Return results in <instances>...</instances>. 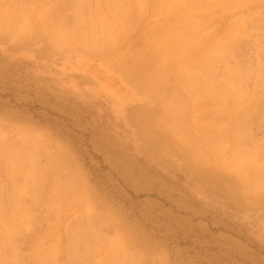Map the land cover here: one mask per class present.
Segmentation results:
<instances>
[{"label":"rangeland","instance_id":"rangeland-1","mask_svg":"<svg viewBox=\"0 0 264 264\" xmlns=\"http://www.w3.org/2000/svg\"><path fill=\"white\" fill-rule=\"evenodd\" d=\"M22 1L0 0V2H2L0 7L2 13L4 14L3 10L6 11L5 14L11 13L12 19L16 16L13 21H18L17 28L21 29L25 27L26 29L24 30H27L24 32V34H27L24 38L23 33H21V31L23 32L24 30L21 29L20 31L23 36H21L20 33L18 34L19 30H17V28L10 30L14 26L12 27V23L10 24L8 21L11 28L9 27V30H5L7 33H0V147L2 150H11L13 155L21 153L19 154L21 157L19 156L18 161L24 159L22 162L20 161L17 163V159H13L17 156L10 154L11 151L8 153L3 150L6 154H9L7 157H5L6 155L4 153H0L1 155H4L3 157H5V159L10 158L9 164L0 159V192L2 191L1 194L4 192L2 194L4 200L2 199V203L0 200V206L3 204L5 208L4 206L2 207L6 212L5 213L3 209H1L2 207H0L1 211L4 212V215L2 214L4 217L2 215V218L0 217L1 223L5 224L7 221L4 219L8 217L10 218L11 212L15 210L14 205L17 202L12 203V200L10 202L9 200L10 197L15 194V186H18L16 184L19 181H21L19 184L23 183L22 176H24V173L25 175L27 173V176L29 177L31 175V178L27 177V181L25 180L27 178L24 176V180L27 181V184L25 185L26 187L24 186V188L27 192L22 189L23 185L22 187L19 185V188H21L22 191H19V189L17 191L20 193L15 194L18 199L23 197L21 198L22 200H18L21 205L18 203L16 204L19 205L16 206L18 212L20 208L23 207L20 210L21 213H17V215L19 214L17 217H12V221H14L13 225L17 228V234H15L17 239L13 234H8V236L10 235L14 238H11V240L9 236L10 241H14L12 242L13 244L15 243L13 246L14 251L9 247L10 244L12 246L11 242L6 246L7 249L4 247L5 250H3V252H1L2 248L0 247V264H3L1 261L8 256V253L13 251L12 253L14 255L15 250L17 251L16 255L20 259L16 255H11V253L9 254L11 257H8H10V260L14 258L12 260L15 262H8V259L6 260L7 263L111 264L114 261V264H125L126 262L124 263L123 261L126 260V258H129V261H131L130 264H156L157 261V264H264V182L261 180L263 186L259 185L260 189L258 186L256 189L259 190L256 191H254L255 188L252 189L253 187L251 183L248 182L253 178L251 172H254V169L259 171L263 167L259 172L262 171L264 173V0H232L233 2L230 0H222L224 2H220L221 0H204L206 5L203 4V0H198V2L197 0H171L172 2H170V5L167 4L170 0H144L143 2L142 0H120L124 9L122 8L123 6L118 3L119 0H108L112 9H114V6L115 8L117 7L114 5V2L115 4L118 3L120 5L118 7L119 9L121 8L122 12L119 9H114L116 13L119 12V16L121 14L122 17L120 18L116 13V15L114 14V10H110V6L106 4L107 0H105L106 2L104 0H80L82 2L79 0H46V2L45 0H43L44 2L42 0H31V3L30 0ZM95 1L98 2L95 4ZM132 1L133 6H130V8L128 6L132 4ZM212 1L215 2L212 3ZM110 2H113V4ZM208 2L213 5H209ZM225 2H229L228 9L226 8L228 4H223ZM22 3L24 6H22ZM134 3L140 6V10L136 4L134 5ZM139 3L144 4L139 5ZM178 3L180 6H178ZM243 3L245 6L242 5ZM76 4H78L77 9H81L79 10L80 13L77 15L79 20L78 22L76 21L77 23L75 24L73 18L78 19L73 12L74 8V11H77L75 7ZM207 4L211 9L209 10L207 7L206 10H202L205 9ZM233 4H235V6ZM238 4L240 5L238 6ZM7 5L8 7H5ZM82 5L83 7L86 5L87 8L81 7ZM93 6H99L100 10H97L99 9L98 7L96 9V7ZM10 7L11 9L15 8V10L18 11H14L19 14L18 17L17 14L11 12L13 10L9 11ZM23 7H27L26 10L28 8L31 10L25 11V8ZM88 8L91 9V13L89 12V14L87 11H90V9L86 10ZM197 8L200 9L198 10ZM92 9H94V11ZM135 9H138L137 13ZM82 10H84L86 14ZM95 10L98 11L97 14ZM22 11L23 15L26 14V12H28V14L22 16ZM134 12L137 16H135ZM110 13L114 17H112ZM122 13L124 15L123 20H121L123 18ZM126 13L127 15H125ZM198 13L200 14L198 15ZM160 14L162 16H160ZM92 15L96 21L95 24L93 23ZM19 16L24 19L27 18L25 20L29 22H25V20H22ZM53 16L55 18H53ZM125 16L127 21L125 20ZM6 17L0 20V32H3L2 28H5L7 25H5V20H9L10 18L7 17L6 19ZM37 17L40 18L37 19ZM87 17H90L91 20L89 18L87 19ZM18 18L20 19L18 20ZM82 18H84V21L87 19V23L90 21L92 26L93 24L94 26L96 24L99 26L100 22V24L103 25L105 23L103 20H108L106 21L108 25L106 24L104 26L105 29L104 27L100 28L97 26H95L97 28L94 29L96 32L100 31L99 28L103 29V32H107L109 35V39L104 41V36L106 37V34L104 33V35L99 36L100 38H98V35L103 34V32L100 31L102 32L101 34H99V32L95 35L94 31V36L98 38L97 40L100 42L99 50H102L99 51L96 49L99 53L95 52L96 54H92L93 51L90 49L91 52L88 53L89 50L86 51L87 46H84L82 49L77 47V43L79 45L81 43L80 46H83L82 42L84 41L82 38L89 37L90 35H88V31H92L90 23L86 25V22H84L83 24L85 26H82ZM97 19L100 20L98 21ZM132 19L134 23L132 22ZM42 20L43 22L40 24ZM193 20L195 22H191ZM62 21L65 23H62ZM202 21H204L206 28ZM55 22L56 24L57 22L58 24H63L64 27L68 25L70 26L66 28L67 30L70 28L69 32H67L69 35L66 32L64 34L65 36L68 35V37H64V39H66L65 42L67 43L62 44L64 39L62 40V43H59L49 38L50 42L53 44L46 45L49 32L54 25L56 26ZM127 22H129V25ZM72 23L77 26L79 25V28L76 29V26V30L74 29V32L76 31V33L72 32V27H74ZM125 23L132 27L129 28ZM199 23L201 25H199ZM182 24L185 26L180 27ZM173 25L179 26L176 29ZM19 26L21 27L19 28ZM41 27L46 29L48 34H45L43 28L42 32L40 29ZM185 27L186 32L182 29ZM48 28H50V30ZM80 28L81 33H79ZM107 28L114 31L108 32L109 30ZM135 28L136 30H134ZM174 28L176 29V32L178 30L179 32L183 30L181 33L185 32L184 35L181 33H178V35L175 34L173 39L170 36L166 37V31L173 33L175 30L172 31L171 29ZM179 28H181V30ZM195 30L199 31L196 33ZM231 31H234V33L236 32L237 34L235 35ZM229 32H231V34ZM77 33L78 36L76 40L75 34ZM154 33L157 34L154 35ZM127 34H130V36L128 35L129 38L126 36ZM185 34L187 36H185ZM221 34L223 38L222 36L220 37ZM11 35L13 37H10ZM72 35L73 37L75 36L76 41ZM176 35L182 42L176 37ZM233 35L236 39L232 37ZM6 36L15 41H9L8 39L10 38H7ZM160 36L163 38L165 36L163 42H161L163 40L162 37V39L160 38L161 40L158 38ZM181 36L184 38H181ZM230 36L233 38V40L231 39V43ZM152 37L154 38L152 39ZM225 37H230L228 38V40H230L229 43L227 39H224ZM6 38L9 42H6ZM91 38L93 37L90 36L88 38L89 41ZM175 38L177 39L174 40ZM217 39L220 40V43H218L219 40L216 42ZM38 40H40V42H38ZM87 40L85 39L86 42ZM223 40H227L228 44H226L228 47L223 44ZM26 41H29V43ZM108 41H115V47H112V44L109 45ZM168 41L169 43L167 44ZM186 41L192 44L190 45L186 43ZM202 41H204V43ZM175 42H178V44ZM183 42L186 48L184 45H180V43L182 44ZM214 42L219 45L221 43L223 44H221V46H215V50L219 47L220 51V56L217 54V60L220 59L219 62H216V60V63L214 62L217 65L213 62L211 63V61L210 63L208 61V63L204 62L205 59L202 58L204 52L209 53L207 50H212L214 48V44H212ZM55 43H57V46L54 45ZM103 43L107 46L102 47L101 45ZM158 43L159 45L157 46ZM162 43L164 45H162ZM197 43L199 44L197 45ZM186 44H188V47ZM153 45L155 46L153 47ZM211 45L213 48H210ZM64 46L68 47L64 48ZM176 47H179V51L182 47L184 49H182L181 52H177L178 50ZM195 47L197 50L194 49ZM220 47L226 48L223 54H221L223 51L220 50ZM56 49H59V51ZM172 51L174 52L173 55L177 53L176 56L180 59L178 58L177 61H174L175 65L172 63L161 65V63L164 64V62H166L167 56L164 57V55L168 54V56H170L172 55ZM191 51L194 52L192 53ZM108 52L110 54H108ZM206 53H204V55ZM208 53L207 57L211 52ZM221 56L223 60L220 58ZM200 57L203 61L200 60ZM194 58H198L199 60ZM182 59L183 62H180ZM195 60L200 61V64L203 63L202 66H204V68L200 67V69L203 70H207L212 64L214 65L212 66L215 70L211 67L209 68H211L210 71L212 69L216 71H213L212 74L214 73V75L211 76L212 80L216 81L214 82V84L216 83L215 88L220 90V87L223 86L221 87V92H228L227 95L229 98L225 101L224 110L222 109L223 107L221 108L222 111L219 110L221 111L220 114L226 111L224 112L225 115L224 113L222 115H216L217 112L215 113L211 111V105L213 106L216 104V95L214 97L212 96V99L210 96L205 98V100H200L195 105L187 107L188 110L189 108L194 109V106H199L198 110L196 108L193 111L184 110L189 113V115L187 114L186 116V112H184L187 120L185 116L183 119L181 117L182 121L179 120L181 123L178 122V124L180 123L183 127L177 124V128H174V134L170 129L166 130L170 132H166L165 129H162V123L167 124V119L164 117L167 112L161 109L167 105L164 104L167 103L166 100L168 102L170 100H168V97L166 99L163 92L167 95L170 91V88L168 91L167 85H171L172 83L176 84V82L179 81L177 80L178 78L173 77L175 72L172 76L170 75L172 73L171 70H179L181 65L186 70L190 69L193 67L192 65H195L198 62H195V64L193 63L190 66L189 61L192 62ZM141 62L146 64L139 69L137 66ZM205 63H207V68H205ZM162 68H165L167 71L165 69L161 71ZM232 68L236 71H233L234 69ZM81 71L85 74L81 73ZM159 71L161 76L162 72L164 73L166 71L164 73L165 75L163 74L164 76L161 82H157L158 80L155 76ZM226 71H229L228 73L230 75ZM233 72L235 73L233 74ZM260 72L263 73L261 74ZM188 74L190 75V73ZM260 77L263 80H261ZM106 80H112L114 87L111 89L106 87ZM230 80L233 82L232 84ZM155 82L160 83L161 86L156 87V85H154ZM236 82H239V84ZM173 84L171 87H174L175 89L178 82L174 86ZM229 84L232 86L235 84L237 88L235 86L233 88L232 86L228 88ZM157 88L160 90L159 98H161V100L159 98L154 99L151 96L153 92L152 89L156 90ZM233 89L234 91L236 90V92H239V89H241V91H244V96L248 95L244 98L243 93L240 92L243 97L240 98L239 101L237 100V102L236 99H234V93L231 91ZM171 90L173 91L172 88ZM218 90H216V92H220ZM180 93L182 94L180 98L183 97L182 99H188L189 95L187 92L184 91ZM208 98H210L209 100H213L214 104H212L213 102L207 101ZM232 101L234 102L232 103ZM204 103L208 104L204 106L205 108L210 107L211 115H206L209 111L205 112V114H202V112L201 114L199 113L203 106L202 104ZM157 104H161L162 106L157 108ZM200 104L202 105L201 107ZM226 104L229 105L226 106ZM135 105H137V107ZM234 105L236 107L237 105H239L238 107L242 106L241 110L243 109L244 111L242 110L241 114L244 113L241 115L240 113L237 114L238 111L232 112L233 110H225L227 108L231 109ZM133 106L136 107L137 110ZM227 111H230V114ZM160 114L163 115V120ZM155 115H158V117L161 118L160 120L162 123H159V120H157L158 117ZM213 115L216 116L212 117ZM205 116H208L207 119H205ZM211 118L213 122H211ZM156 121L161 125L160 128V125L157 123L155 124ZM207 121H210L212 124L206 123ZM222 124H225V126L223 127ZM213 125H219L217 127L221 130H218L217 132L218 128H214ZM156 126H158V128ZM211 126L214 131H216L215 133ZM226 127L228 129H226ZM176 129L178 130L176 131ZM209 129L213 132H210ZM224 129L225 131H223ZM236 130L239 135H237V140L235 139L234 141L237 143L232 142L231 136H225L226 138L224 137V139L218 141V143L221 142L219 143L220 145H217L221 148L223 146V151L220 150V147L213 148L214 152H216L215 154L213 152L211 155L214 154L215 158H213L214 155L213 157L210 155L205 164L204 162H200L198 155L196 156L195 154V157H193L194 159H192L191 155H193V153L190 155L187 153L188 150H190L191 153V148L189 149V147H193L194 143H197V141L198 144L200 143L203 145V148L206 147L203 150L199 144V149L205 152L206 149L208 150L211 146V143H209L208 140L205 142V138H217L222 131L223 133L233 132L232 136L235 138L236 135H234V133L236 134V132L234 131ZM25 131L27 133H25ZM164 132H166V134ZM22 133H25L26 135ZM168 134L169 136H167ZM205 134H209L208 137L202 136ZM177 135L178 139H176ZM193 135H195V137ZM29 138L32 139L35 144L29 140ZM203 138L205 144L203 143ZM238 138L240 139L239 142ZM4 140L5 143L10 142L11 144L7 143L6 146L2 145V148L1 144H4ZM27 140L29 142H27ZM191 141L194 142L192 143ZM225 143L226 145H224ZM30 144H32L31 146L34 147V149L37 148L34 150L31 147L32 152L25 151L26 148H28L27 150L30 149ZM179 144L182 147H180ZM38 147L42 150L38 149ZM23 149L25 150L23 151ZM185 149L186 152L184 151ZM218 150L219 153L217 152ZM24 154L26 156H23ZM27 154L29 157H33L31 159L33 160V164L31 160V162L27 160L30 159L27 157ZM10 155H12L13 158ZM234 156L238 157L237 160L239 159L240 163L245 165L250 164L248 175L251 174L252 177L243 174L247 178L249 177L248 181L247 179L245 180V177L241 174L239 177V172H236L237 168H234L235 166L233 167V164L230 166V163H234ZM25 157L27 159H25ZM245 157L247 159H245ZM49 158H52L51 162ZM56 158H58L57 161ZM195 159L198 160L196 161ZM243 159L245 160V163H243ZM248 159L253 162H250ZM194 160L196 161V164L194 163ZM198 161L199 164L197 163ZM48 162H50V164ZM23 164L28 165V168L24 169ZM211 164H213V166H211ZM220 164L222 168L220 167ZM215 165L220 168L216 166L217 170H215ZM224 165L226 166L224 167ZM256 165L259 167H256ZM10 166L11 171L8 168L10 172L18 170V173L20 174L22 173L21 171H23V175L20 174L21 176L19 178L18 173L15 175L16 177L13 176L14 174L11 176V174L8 173L9 176L6 177L8 172L7 167ZM39 166L43 169L38 171V168H40ZM4 167L6 168V172L4 171ZM204 167H207V170ZM229 167H233L234 169L232 168L231 170ZM224 168H226V170H223ZM227 168L231 170L229 173ZM31 169H33L32 173L30 172ZM212 169L214 172L210 171ZM41 171H44L45 175H42L44 173ZM207 171H209V173ZM34 172H36V176H39L36 177ZM33 174L36 178L33 177ZM210 174L211 178H209ZM241 176L244 179H241ZM10 177L15 179L12 178L13 180H11ZM237 177L241 180H238ZM29 179L31 180L29 181ZM261 179L263 178L261 177ZM37 180L40 181L37 182ZM12 181L13 183L16 181V184H11ZM25 183L26 182H24V184ZM32 183L36 185L34 186ZM53 183H56L61 188V193L57 194L55 189L60 188ZM246 183H249V185L247 186ZM64 185L71 186H67L66 188L73 189V191L70 192H74L73 195L76 197H73V200H77L72 201V199L69 198V200L67 198L65 199V196L69 195L70 192L68 191L67 193V189L65 188L67 195L65 193H63L64 196L62 195V191H64L62 190L64 189L62 187H65ZM80 191L82 193H80ZM54 193L58 195L55 194L58 198L64 197V201L66 202H63L67 203L64 204L65 206L67 205V207L64 205L62 206L63 202L60 201L62 199L59 198V201L61 202L60 204H58V199L55 201L56 197L55 195L53 196ZM2 196L0 195V197ZM5 196L8 200H5ZM32 198H34V200ZM23 209H25L24 212H26L24 214L28 215L27 217L22 215ZM53 210H55L56 213H54ZM80 214H82L83 218L79 217ZM106 216H108V218H106ZM22 217L25 219L28 218L29 220H25ZM91 219L93 221H91ZM111 219L112 221H110ZM86 220H88V222H86ZM76 224H79L80 226L82 225V227ZM91 225H93L95 230L98 231L96 232V235L99 234L96 236L98 239L90 237L95 234V230ZM96 225L99 226L97 229ZM75 226H79L83 229L76 227L78 229H76L77 232H75L76 230L72 229L73 227L75 229ZM86 226L87 229L85 228ZM90 227L93 231L92 234L90 233L91 230L88 231ZM79 229L82 230L83 235L86 236L84 237L82 235L84 237L83 239L82 236H80L81 232ZM84 231H87L91 235L88 236V233L86 234ZM6 234L4 235V238L5 236L8 238ZM76 234H78V236ZM75 236L78 237L77 239H79V236L81 237L80 240H82V242L78 240L80 244H77L78 241H76V239L71 240L72 238L74 239ZM70 246H72L71 251ZM45 247L51 255L46 251ZM43 249L45 250V253ZM7 250H11V252H8ZM128 250H131V252L134 253V257L130 256L131 252H128V256L130 257L127 256ZM5 251H7V256L4 254L3 258L2 255ZM41 251H43L42 254L44 253V257L47 254L49 255L46 256L48 257V259H46L47 261L49 260L48 262L46 260H44V262L39 261L42 258L44 259V257L40 258L43 256ZM37 254H40V256ZM115 255L116 257H114ZM35 256H39L40 258L37 262L35 259L38 258H35ZM111 257H114L115 259L112 260ZM1 258H3V260ZM16 258L18 261H16Z\"/></svg>","mask_w":264,"mask_h":264},{"label":"bare ground","instance_id":"bare-ground-1","mask_svg":"<svg viewBox=\"0 0 264 264\" xmlns=\"http://www.w3.org/2000/svg\"><path fill=\"white\" fill-rule=\"evenodd\" d=\"M21 1H22V0H20V2H21ZM25 1H26V0H25ZM25 1H24V3H25ZM42 1H43V0H42ZM79 1H80V0H79ZM93 1H94V0H93ZM104 1H105V0H104ZM109 1H111V0H109ZM109 1L107 0V2H106V1H105V2H106L107 5L110 6V4L108 3ZM139 1H141V0H139ZM143 1H144V0H142V2H143ZM181 1H182V0H181ZM181 1H180V2H181ZM185 1H186V0H185ZM185 1H183V2H185ZM200 1H201V0H200ZM205 1H208V0H205ZM210 1H211V0H210ZM224 1H225V0H224ZM224 1L221 0L220 2H224ZM227 1H228V0H227ZM230 1H232V0H230ZM244 1H248V0H244ZM244 1H243V2H244ZM250 1H251V0H250ZM250 1H249V2H250ZM253 1H254V0H253ZM22 2H23V1H22ZM28 2H29V1H28ZM43 2H44V1H43ZM43 2H42V3H43ZM45 2H46V0H45ZM80 2H82V1H80ZM80 2H79V3H80ZM84 2H85V1H84ZM84 2H83V3H84ZM86 2H87V1H86ZM97 2H98V1H97ZM97 2L95 1L94 3L96 4ZM105 2H104V3H105ZM113 2H114V1H113ZM113 2H112V3L110 2V3L113 4ZM160 2H161V1H160ZM168 2H169V3H167V2H166V3L170 5V2H172V1L170 0V1H168ZM194 2H195V1H194ZM197 2H198V0H197ZM202 2H203V4H205L204 0H203ZM202 2H201V3H202ZM213 2H215V1H212V3H213ZM217 2H218V1H217ZM220 2H219V3H220ZM232 2H233V1H232ZM232 2H231V3H232ZM241 2H242V1H241ZM249 2H247V3H249ZM1 3H2V2H0V7H1ZM14 3H16V2H14ZM18 3H19V2H18ZM30 3H31V0H30ZM59 3H60V2H59ZM77 3H78V2H77ZM94 3H93V4H94ZM118 3H119L120 5L123 6V4H121L122 2L120 3V0L118 1ZM118 3L115 4V2H114V5L117 6L116 8H115V6H114V7H113L114 9H119L118 6H120V5H119ZM144 3H145V2H144ZM144 3H143V4H144ZM173 3H174V2H173ZM195 3H196V2H195ZM199 3H200V2H199ZM226 3H227V2H225V3H223V4H226ZM228 3H229V2H228ZM228 3H227V4H228ZM239 3H240V2H239ZM244 3H245V2H244ZM244 3L242 4L243 6L246 5V3H245V5H244ZM27 4H28V3H27ZM43 4H44V3H43ZM73 4H75V3H73ZM81 4H82V3H81ZM86 4H87V3H86ZM89 4H90V3H89ZM135 4H136V3H134V5H135ZM143 4H142V3H141V4L139 3V5H143ZM152 4H153V3H152ZM208 4H209V2H208ZM208 4H207L206 7H205V5H206V4H205V5H204L205 9H202V10H206V8L208 7ZM216 4H218V3H216ZM8 5H9V4H8ZM8 5L5 6V7H8ZM173 5H174V4H173ZM181 5H182V4H181ZM193 5H194V4H193ZM198 5L201 6L200 4H198ZM209 5H213V4H209ZM233 5L235 6V4H233ZM233 5H231V6H233ZM239 5H240V4H238V6H239ZM247 5H249V4H247ZM15 6H16V5H15ZM17 6H19V5H17ZM22 6H24L23 3H22ZM22 6H21V7H22ZM79 6H80V5H79ZM90 6H91V4H90ZM90 6H89V7H90ZM112 6H113V5H112ZM130 6H133V1H132V4L129 5L128 7H130ZM136 6H138V5L136 4ZM171 6H172V5H171ZM175 6H176V5H175ZM178 6H180L179 3H178ZM219 6H220V5H219ZM219 6H218V7H219ZM222 6H224V5H222ZM228 6H229V4H228L227 7H226L227 9H228ZM236 6H237V5H236ZM238 6H237V7H238ZM27 7H29V6H27ZM27 7H23V8H25V11L31 10V9H29V8L26 10ZM75 7H76V9H77L78 4H76ZM81 7H83V5H82ZM93 7H96V9H97V7L99 8V6H93ZM134 7H135V6H134ZM134 7H133V8H134ZM139 7H140V6H138V8H139ZM163 7H164V6H163ZM196 7H197V6H196ZM216 7H217V6H216ZM73 8H74V7H73ZM83 8H87V6L84 5ZM83 8H82V9H83ZM122 8L124 9V6H123ZM130 8H131V7H130ZM135 8H136V7H135ZM142 8H143V7H142ZM175 8H177V7H175ZM200 8H201V7H200ZM200 8H199V9H200ZM202 8H203V7H202ZM208 8H209V7H208ZM220 8H221V6H220ZM226 8H225V9H226ZM233 8H234V7H233ZM240 8H241V7H240ZM4 9H5V8H4ZM74 9H75V8H74ZM74 9H73V12H74V13L76 14V16H77V15L80 13L79 10H80L81 8H80V9H77V11L75 10L76 12L74 11ZM89 9H90V8H88V9H86V10H89ZM94 9H95V8H94ZM94 9H92V10L94 11ZM111 9H112V8H111V6H110V10H111ZM114 9H112V10H114ZM166 9H167V7H166ZM193 9H195V8H193ZM197 9H198V8H197ZM199 9H198V10H199ZM210 9H211V8H209V10H210ZM2 10H3V9H2ZM7 10H8V9H7ZM10 10H13V11H11L12 13H13L14 11H15V12H18V11L15 10V8H14V9H13V8L11 9V7H10L9 11H10ZM22 10H23V9H22ZM84 10H85V9H84ZM84 10H82V11L86 14V12H85L86 10H85V11H84ZM97 10H100V8L97 9ZM119 10L121 11V8H120ZM119 10H117V11H119ZM129 10H131V9H129ZM135 10H136V13H137V10H138V9H135ZM139 10H140V8H139ZM174 10H175V9H174ZM222 10H223V9H222ZM232 10H233V9H232ZM235 10H236V8H235ZM0 11H1V10H0ZM3 11H4V14H5L6 11H5V10H3ZM82 11H81V12H82ZM191 11H192V10H191ZM15 12H14V13H15ZM49 12H50V11H49ZM89 12L91 13V9H90V11H87L88 14H89ZM95 12H96V14L98 13V11H96V10H95ZM95 12H94V15H95ZM110 12H111V13L114 12V14L116 13L115 10H114L113 12H112V11H110ZM121 12H122V11H121ZM129 12H130V11H129ZM189 12H190V10H189ZM189 12H188V13H189ZM192 12H193V11H192ZM194 12H195V11H194ZM196 12H197V10H196ZM225 12H226V11H225ZM1 13H2V11L0 12V20H1L2 18L6 17L7 14H8L7 17H8V18L10 17V18H9V20H5V21H6L5 25L7 24L6 27H5L6 29L3 27V28H4V29L2 28L3 32L1 31L0 33H7L5 30H9V27L11 28V25H12V27H13V26L15 27V24H16V27H15V28H14V27L11 28L10 30L16 29V28L18 27V26H17V22H18V21H17V22L13 21V20L15 19L16 16L13 17V19H12V18H11V16H12L11 13H7V14H5L6 16H5L3 13H2V14H1ZM74 13H73V15H74ZM84 13H81V14H84ZM111 13H110V15H112ZM118 13H119V12H118ZM118 13H116V14L118 15ZM136 13L134 12L135 16H137ZM138 13H139V12H138ZM156 13H157V12H156ZM159 13H160V12H159ZM213 13H214V12H213ZM213 13H212V14H213ZM10 14H11V15H10ZM15 14H17V17H18L19 14H18V13H15ZM26 14H28V12H26ZM26 14H24V15H26ZM116 14H115V15H116ZM130 14H132V13H130ZM154 14H155V13H154ZM161 14H163V13H161ZM161 14H160V16H162ZM193 14H194V13H193ZM199 14H200V13H198V15H199ZM20 15H21V14H20ZM24 15H23V11H22V16H24ZM122 15H123V13H122ZM125 15H127V13H126ZM128 15H129V13H128ZM156 15H158V14H156ZM187 15H188V14H187ZM187 15H186V16H187ZM190 15H191V14H190ZM204 15H205V14H204ZM39 16H40V15H39ZM42 16H43V15H42ZM63 16H65V15H63ZM70 16H71V15H70ZM70 16H69V17H70ZM74 16H75V15H74ZM76 16H75V17H76ZM85 16H88V15H85ZM85 16H84V18H85ZM107 16H108V15H107ZM118 16H119V15H118ZM133 16H134V15H133ZM135 16H134V18H135ZM194 16H196V15H194ZM7 17H6V19H7ZM19 17H20V16H19ZM26 17H27V16H26ZM49 17H50V16H49ZM69 17H68V18H69ZM72 17H73V16H72ZM90 17H91V16H90ZM90 17H87V19L89 18V19L91 20ZM92 17H93V15H92ZM101 17H102V16H101ZM112 17H114V16L112 15ZM120 17H122L121 14H120L119 18H120ZM184 17H185V16H184ZM189 17H191V16H189ZM20 18H21V17H20ZM20 18H18V20H19ZM38 18H40V17H37V19H38ZM50 18H51V17H50ZM53 18H55V17L53 16ZM70 18H71V17H70ZM77 18H78V16H77ZM84 18H82V20H83V22H81V23H82V26L84 25V24H83L84 22H86V25H88V23H90V25L92 24L89 20H88L89 22L87 23V19H86V21H84ZM200 18H201V17H200ZM21 19H22V20H25V19H27V18L24 19V18L22 17ZM61 19H63V18H61ZM75 19H76V18H73L74 23L76 24V23L78 22L79 18L76 19V20H75ZM101 19H102V18H101ZM112 19H113V18H112ZM115 19H116V18H115ZM123 19H124V15H123V18H122L121 20H123ZM191 19H192V18H191ZM191 19H190V20H191ZM198 19H199V18H198ZM238 19H239V18H238ZM34 20H35V19H34ZM82 20H81V21H82ZM92 20L94 21V22H93V21H92V22L95 24L96 21L94 20V17H93ZM97 20L99 21L100 19H97ZM125 20H126V16H125ZM185 20H186V19H185ZM8 21H9L10 24H11V23H12V24L10 25V24L8 23ZM12 21H13V22H12ZM39 21H40V20H39ZM51 21H52V20H51ZM68 21H69V20H68ZM76 21H77V22H76ZM106 21H108V20L106 19ZM106 21L103 20V22H105L103 25H101V24H100L101 22H100V23H99V26H97V24H96L95 26L100 27V28H103V27L107 24ZM126 21H127V20H126ZM176 21H177V20H176ZM188 21H189V20H188ZM204 21H205V19H204ZM204 21H202L203 24H204ZM235 21H236V20H235ZM254 21H255V20H254ZM2 22H3V20H2ZM14 22H15V24H14ZM21 22H23V21H21ZM25 22H29V21H26V20H25ZM42 22H43V20L40 22V24H41ZM58 22H59V21H58ZM58 22H57V24H56V22H55L56 26L54 25V26L52 27L51 31L49 32V35H48L49 37L47 36V40H48L49 43L46 42V40H45L46 45H47V44L50 45V44L52 43V42H50L49 38H50L51 40L57 41V42H59V43H62V42L64 41L62 44L67 43V42H65L66 39H64V37H68V35H69V33H67V32H69L70 28H69L68 30L66 29V28H68L69 25L66 26V27H64L63 24H61V23L58 24ZM123 22H124V21H123ZM132 22L134 23L133 19H132ZM132 22H131V23H132ZM179 22H181V21H179ZM179 22H178V23H179ZM191 22H195V21L193 20V21H191ZM191 22H190V23H191ZM233 22H234V21H233ZM62 23H65V22L62 21ZM68 23H69V22H68ZM74 23H72V24L74 25V27H72L73 31L71 30L72 32H74V29H75V27L77 26V25H75ZM172 23H174V22H172ZM172 23H171V24H172ZM182 23H184V22H182ZM188 23H189V22H188ZM200 23H201V22H200ZM200 23H199V25H201ZM207 23H208V22H207ZM207 23H206V24H207ZM250 23H251V22H250ZM254 23H255V22H254ZM2 24H3V23H2ZM2 24H1V25H2ZM26 24H27V23H26ZM40 24H39V25H40ZM48 24H49V23H48ZM69 24H70V23H69ZM94 24H93V26L91 25V26L93 27V28L91 27L93 33H92L91 30H90V32L88 31V33H89L88 35H90V36L93 37V38H91L90 41H89V39H88L90 36H89V37H84V38H82V40L84 41V42L81 41V42H82V45H83L82 47L80 46L81 43H80V45L77 43V47H78V48L80 47V49H82L84 46H87L88 49L86 48V51L90 49V50L93 51L92 54L95 53V52H98V53H99V51H102V50H99L100 42H99V40H97V39L100 38L99 36H102V35H104V33H105V32H103L104 30H103V29H100V28H99V30L102 31L103 34H101L102 32H100V31H99L100 33H99L98 31L96 32L94 29H96L97 27H95ZM109 24H110V23H109ZM125 24H126V23H125ZM127 24L129 25V22H127ZM127 24H126V25H127ZM236 24H237V22H236ZM24 25H25V24H24ZM107 25H108V24H107ZM128 25H127V26H128ZM197 25H198V24H197ZM197 25H196V27H197ZM204 25H205V24H204ZM207 25H208V24H207ZM233 25H234V24H233ZM233 25H232V26H233ZM239 25H240V24H239ZM7 26H8V27H7ZM31 26H32V25H31ZM40 26H41V25H40ZM78 26H79V25H78ZM78 26L76 27V29L79 28ZM82 26H81V27H82ZM84 26H85V25H84ZM101 26H102V27H101ZM169 26H170V25H169ZM173 26H174V25H173ZM173 26H172V27H173ZM178 26H179V25H178ZM178 26L176 25V26H174V27L177 29ZM182 26H185V25L182 24L180 27H182ZM191 26H192V25H191ZM235 26H236V25H235ZM20 27H21V26H19V28H20ZM47 27H48V26H47ZM69 27H70V26H69ZM94 27H95V28H94ZM113 27H114V26H113ZM128 27L130 28V27H132V26H128ZM136 27H137V26H136ZM172 27H171V28H172ZM188 27H189V26H188ZM233 27H234V26H233ZM38 28H39V26H38ZM42 28H43V27H41L40 29H41L42 32H43V29H44V28H43V29H42ZM50 28H51V27H50ZM50 28H48V29L50 30ZM109 28H110V27H109ZM129 28H128V29H129ZM175 28H174V29H171L172 31L175 30L173 33H171V32H167V31H166L167 36H166V34H165V36H166V37L170 36V37L173 39V37H175V34L178 35V33H181L183 30H184V31L186 30V27H185V28H182L183 30H181V28H179L181 31L179 32V30H178V31L176 32V29H175ZM201 28H202V27H201ZM205 28H206V25H205ZM230 28H232V27H230ZM230 28H229V29H230ZM21 29L24 30V29H26V28L23 27V28H21ZM21 29H18V28H17V30H19V32L16 31V30H15V31L18 32V34H19L20 31H21ZM27 29H28V28H27ZM33 29H34V28H33ZM76 29H75V30H76ZM88 29H89V28H88ZM88 29H86V30H88ZM104 29H105V27H104ZM107 29H108V28H107ZM189 29H191V28H189ZM232 29H233V28H232ZM0 30H1V28H0ZM36 30H38V29H36ZM41 30H40V31H41ZM66 30H67V31H66ZM108 30H109V31H108ZM108 30H107L108 32H113V31H114V30L112 31V30H110V29H108ZM130 30H131V29H130ZM134 30H136V28H135ZM191 30H192V29H191ZM191 30H190V31H191ZM196 30H197V28H196ZM196 30H195V31H196ZM202 30H203V29H202ZM4 31H5V32H4ZM26 31H27V30H26ZM26 31H25V30H24L23 32L21 31V33H23V35H24V38H25V35H27V34H24V32H26ZM31 31H32V29H31ZM34 31H35V30H34ZM34 31H33V33H34ZM46 31H47V30L44 29L45 34H48V32H46ZM94 31H95V35H97L98 33L101 34V35H98V38H96V37L94 36ZM192 31H193V30H192ZM198 31H199V30H198ZM198 31H196V33H197ZM35 32H36V31H35ZM65 32L68 34V35L66 34L67 36L64 35ZM77 32H78V30H77ZM131 32H132V31H131ZM175 32H176V33H175ZM185 32H186V31H185ZM185 32H184V33H185ZM205 32H206V31H205ZM225 32H226V30H225ZM231 32L234 33V31H231ZM231 32H229V33L231 34ZM258 32H259V31H258ZM21 33H20V35H21ZM29 33H31V32H29ZM74 33H76V31H75ZM74 33H73V35H74ZM79 33H81V28H80V32H79ZM91 33H92V35H91ZM96 33H97V34H96ZM135 33H136V32H135ZM163 33H165V32H163ZM170 33H171V34H170ZM184 33H181V34L184 35ZM188 33H189V32H188ZM191 33H192V32H191ZM196 33H195V34H196ZM71 34H72V33H71ZM105 34H106V37L104 36V41L109 39V35H108V33L106 32ZM133 34H134V33H133ZM148 34H149V33H148ZM155 34H157V33H154V35H155ZM169 34H170V35H169ZM181 34H179V35H181ZM192 34H193V33H192ZM234 34L236 35L237 33L235 32ZM239 34H240V33H239ZM0 35H1V34H0ZM23 35H21V36H23ZM29 35H30V34H29ZM73 35H72V37H73ZM75 35H76V40H77L78 33L75 34ZM128 35L130 36V34H127L126 36L128 37ZM177 35H176V37H177ZM203 35H204V34H203ZM224 35H226V34H224ZM250 35H251V34H250ZM252 35H253V34H252ZM255 35H256V34H255ZM3 36H4V35H3ZM79 36H80V34H79ZM84 36H85V35H84ZM131 36H132V35H131ZM165 36H164V38H163L162 36H160V37H158V38L160 39V38L162 37L163 40H162L161 42H163L164 39H165ZM185 36H187V35L185 34ZM199 36H200V35H199ZM221 36H222V34L220 35V37H221ZM226 36H227V35H226ZM228 36H229V35H228ZM253 36H254V35H253ZM257 36H258V35H257ZM6 37H7V38H10V37H13V36L11 35L10 37H8V36H6ZM170 37H169V38H170ZM182 37H183V36H181V38H182ZM201 37H202V36H201ZM230 37H231V36H230ZM230 37H228V38H230ZM232 37H234V35H233ZM232 37L230 38V40H231V39L233 40ZM258 37H259V36H258ZM0 38H1V37H0ZM7 38H6V42H7L8 40H9V41L11 40V38L8 39V40H7ZM22 38H23V37H22ZM39 38H40V37H39ZM43 38H44V37H43ZM73 38H74V40H75V36H74ZM128 38H129V37H128ZM149 38H150V37H149ZM153 38H154V37H152V39H153ZM162 38H161V39H162ZM177 38H178V37H177ZM177 38H175L174 40H176ZM183 38H184V37H183ZM186 38H187V37H186ZM198 38H199V37H198ZM222 38H223V36H222ZM228 38L225 37L224 39H227V40H228ZM234 38H235V37H234ZM3 39H4V38H3ZM12 39H13V38H12ZM17 39H19V38H17ZM17 39H16V40H17ZM41 39H42V38H41ZM63 39H64V40H63ZM85 39H86V40L88 39L87 42L85 41ZM125 39H126V38H125ZM161 39H160V40H161ZM178 39L180 40V38H178ZM188 39H189V38H188ZM199 39H200V38H199ZM219 39H220V38H219ZM219 39H217L216 42H218ZM235 39H236V38H235ZM238 39H239V38H238ZM13 40H14V39H13ZM13 40H11V41L13 42ZM42 40H43V39H42ZM62 40H63V41H62ZM76 40H75V41H76ZM155 40H157V39H155ZM170 40H171V39H170ZM179 40H178V41H179ZM183 40H184V39H183ZM185 40H186V39H185ZM194 40H196V39H194ZM202 40H203V39H202ZM220 40H221V39H220ZM220 40H219L218 43H220ZM227 40H225V41L223 40L224 43H223V41H222V43H223L224 45H227V44L229 43V41H230V40H228V43H227ZM232 40L230 41V43L232 42ZM260 40H261V39H260ZM9 41H8V42H9ZM14 41H15V40H14ZM68 41H69V40H68ZM88 41H89V43H88ZM97 41H98V42H97ZM115 41H116V40H115ZM115 41H113V42L108 41V44H109V45L112 44L111 46H112V47H113V46L115 47V45H116V44L114 45ZM127 41H128V40H127ZM139 41H140V40H139ZM180 41H181V40H180ZM235 41H236V40H235ZM237 41H239V40H237ZM26 42L29 43V41H26ZM38 42H40V40H38ZM109 42H110V43H109ZM161 42H160V43H161ZM170 42H171V41H170ZM172 42H174V41H172ZM181 42H182V41H181ZM202 42L204 43V41H202ZM202 42H201V44H202ZM216 42L212 43V44H214V46H213L214 48L212 47V45L210 46V48H211V47L213 48V49H212L213 51H212L211 49H210V50H207V51H209V53L211 52L212 55L210 54V55H208V57H207V53H208V52H207V53L204 52V53H206L205 55H204V53L202 54L203 57H202V56H201V57L205 59L204 62H207V61H208V62L210 63V61H211V63H212V62L214 63L215 60H216V62H217V61L219 62L220 59H219V60H217V59H218V55L220 54V51H219V47H218V49L215 50V48H216L215 46H221L222 43H221L220 45L217 43V44H218V45H217ZM257 42H258V41H257ZM69 43H70V42H69ZM75 43H76V42H75ZM139 43H140V42H139ZM154 43H156V42H154ZM165 43H166V42H165ZM168 43H169V41L167 42V44H168ZM175 43L178 44V42H175ZM186 43H188V41H186ZM226 43H227V44H226ZM235 43H236V42H235ZM262 43H263V42H262ZM30 44H31V43H30ZM52 44H53V43H52ZM71 44H73V43H71ZM137 44H138V43H137ZM137 44H136V46L138 47ZM167 44H166V45H167ZM173 44H174V43H173ZM176 44H175V45H176ZM188 44L191 45L192 43H188ZM188 44H186L187 47H188ZM198 44H199V43H197V45H198ZM223 44H222V45H223ZM54 45L57 46V43H55ZM54 45H52V46H54ZM78 45H79V46H78ZM133 45H134V44H133ZM158 45H159V43L157 44V46H158ZM162 45H164V44L162 43ZM180 45H181V46L184 45V42H183L182 44L180 43ZM180 45H179V46H180ZM195 45H196V44H195ZM235 45H236V44H235ZM235 45H234V46H235ZM44 46H45V45H44ZM68 46H69V44H68ZM68 46H67V47H68ZM75 46H76V45H75ZM75 46H74V47H75ZM101 46H102V47H103V46L105 47V46H107V45H106V44L104 45V43H103ZM154 46H155V45H153V47H154ZM167 46H168V45H167ZM67 47L64 46V48H67ZM69 47H70V46H69ZM71 47H72V46H71ZM90 47H91V48H90ZM108 47H110V46H108ZM184 47L186 48L185 45H184ZM193 47H194V46H193ZM227 47H228V45H227ZM232 47H233V46H232ZM53 48H54V47H53ZM53 48H51V49H53ZM75 48H76V47H75ZM78 48H77V49H78ZM166 48H167V47H166ZM169 48H170V47H169ZM172 48H173V47H172ZM174 48H175V47H174ZM176 48H177V47H176ZM189 48H190V47H189ZM189 48H188V49H189ZM223 48H224V47H222V48L220 47V50L223 51L221 54H223L224 51H225V49H226V48H224V49H223ZM59 49H60V48H59ZM59 49H56V50L59 51ZM96 49L99 50V51H96ZM157 49H158V48H157ZM182 49H184V48L182 47ZM182 49H180V51H179V47H178V48H177L178 51H177L176 49H175V50H176L177 52H181ZM188 49H187V50H188ZM194 49H196V47H195ZM206 49H207V48H206ZM208 49H209V48H208ZM47 50H48V49H47ZM53 50H54V49H53ZM56 50H55V51H56ZM60 50H62V49H60ZM63 50H64V49H63ZM83 50H84V49H83ZM90 50L88 51V53L91 52ZM103 50H104V49H103ZM110 50H111V49H110ZM110 50H109V51H110ZM133 50H134V49H133ZM175 50H174V51H175ZM190 50H191V49H190ZM196 50H197V49H196ZM217 50L219 51V53H218ZM230 50H231V49H230ZM78 51H81V50H78ZM107 51H108V50H107ZM176 51H175V52H176ZM214 51H215V52H214ZM183 52H185V51H183ZM191 52L193 53L194 51H191ZM212 52H213V53H212ZM229 52H230V51H229ZM173 53H174V52L172 51V55H170V56H168V54H167V55H164V57L167 56V58H166V62H164V64L161 63V65H166V64H168V63H172V64H174V61H177L179 57L176 56L177 53H176L175 55H173ZM209 53H208V54H209ZM83 54H84V53H83ZM92 54H91V55H92ZM95 54H96V53H95ZM100 54H102V53H100ZM108 54H110V53L108 52ZM178 54H179V53H178ZM188 54H189V53H188ZM217 54H218V55H217ZM84 55H85V54H84ZM91 55H90V56H91ZM112 55H113V54H112ZM112 55H110V56H112ZM179 55H180V54H179ZM185 55H186V54H185ZM183 56H184V55H183ZM186 56H188V55H186ZM186 56H185V58H186ZM189 56H190V55H189ZM204 56H206V57H204ZM219 56H220V55H219ZM225 56H228V55H225ZM92 57H93V56H92ZM201 57H200V60L203 61ZM258 57H259V55H258ZM181 58H182V56H181ZM191 58H192V57H191ZM220 58L222 59V56H221ZM227 58H228V57H227ZM89 59H90V58H89ZM91 59H92V58H91ZM94 59H95V58H94ZM179 59H180V58H179ZM183 59H184V58H183ZM183 59H182V61L180 60V62H183ZM186 59H187V58H186ZM194 59H198V58H194ZM224 59H225V58H224ZM256 59H257V56H256ZM97 60H98V59H97ZM162 60H163V58H162ZM162 60H161V61H162ZM198 60H199V59H198ZM222 60H223V59H222ZM250 61H251V60H250ZM256 61H257V60H256ZM195 62H198V63H199L200 61H197V60L192 61V62L189 61L190 66H191V64H193V63L195 64ZM208 62H207V63H208ZM216 62H215V63H216ZM224 62H225V61H224ZM246 62H247V61H246ZM246 62H245V63H246ZM257 62H258V61H257ZM96 63H97V62H96ZM198 63H196L195 65H192L193 67L190 68V69H187V70L184 69L182 65H181V68H182V69H181V68H179V70H178V69H177V70L175 69L176 71H175L174 69H173L174 71L171 70L172 73H171L170 75L172 76V74L175 72V73L173 74V77H174V78H175V77L178 78L177 80H179V81H177L178 84H177V82H176L177 86L175 87V89H174V87H171V85H172L173 83H172L171 85H170V84L167 85V87H168V91H169V88H170V91H169V93H168L167 95L165 94V92H163L164 95L166 96V99H167V97H168V100H170L169 102L166 100L167 103H164V104H167V105H165V106L163 107V109L160 108L161 110L167 112V114H165V116H164V117L167 119V120L164 119V120L167 121V124H166V123L163 124L162 121L160 120V119L162 118L163 115L160 114V115H161V118L158 117V115H159L158 113H157V114H158L157 116L155 115L156 117H158L157 120H159V123H160V122L162 123V126H163L162 129H163V130L165 129V131H166L167 129H168V130L170 129V130L172 131V133L174 134V132H175V129H174V128H175V127L177 128V124H178V122L182 121V119L185 118V117L187 116V114L189 115V113H187V112L184 111V110H187V107H188V106H190V105H195V104H197L200 100H202V99L205 100V98L210 97V96H211L210 98L212 99V96L214 97V96L216 95V96H215V98H216V99H215V100H216V104H214L213 100H209L210 98H208V100H207V101H209V102H213L212 104H214L213 106L211 105V111H212V112H215V113L217 112V113H216V115H217V114H220V112L222 111V109L224 110V105H225V103H226L225 101H227V99L229 98L228 95H227L228 92H223V93L221 92V87H223V86L220 87V90H218L217 88H215V84H216V83L214 84V82H216V81H213V80H212V77H211V76L214 75V73L212 74V72L215 70V69L213 68L214 65L212 64V65H213V66H212L211 64H208V65H211V66H209V67H211V68L214 69V70L212 69V70L210 71L211 68H209V67L207 66L208 69H209V71H210V72H209L208 69H207V70H205V69H204V70H203V69H200V67H201V68H202V67L204 68V66H202L203 63H202V64H200L201 62H200L199 64H198ZM207 63H205V68H207V67H206ZM215 63H214V64H215ZM248 63H249V62H248ZM248 63H247V64H248ZM145 64H146V63L141 62L137 67L140 69V68L143 67ZM176 64H177V63H176ZM180 64H183V63H180ZM226 64H227V63H226ZM256 64H257V63H256ZM93 65H94V64H93ZM169 65H170V64H169ZM169 65H167V66H169ZM174 65H175V64H174ZM215 65H217V64H215ZM228 65H230V64H228ZM257 65H259V64H257ZM257 65H256V66H257ZM172 66H173V65H172ZM172 66H171V67H172ZM185 66H186V65H185ZM187 66H189V65H187ZM223 66H224V65H223ZM259 66H260V65H259ZM162 67H163V66H162ZM173 67H175V66H173ZM176 67H177V66H176ZM179 67H180V65H179ZM215 67H216V66H215ZM225 67H226V66H225ZM227 67H228V66H227ZM230 67H231V66H230ZM234 67H235V66H234ZM242 67H243V66H242ZM262 67H263V66H262ZM165 68H166V66H165ZM165 68H164V69H165ZM168 68H169V67H168ZM168 68H167V69H168ZM237 68H238V67H237ZM256 68H257V67H256ZM95 69H96V68H95ZM95 69H94V70H95ZM164 69L162 68L161 71L164 70ZM169 69H170V68H169ZM232 69H234V68H232ZM242 69H243V68H242ZM159 70H160V68H159ZM165 70H166V69H165ZM243 70H244V69H243ZM247 70H248V69H247ZM256 70H257V69H256ZM258 70H260V69H258ZM92 71H93V70H92ZM166 71H167V70H166ZM166 71H165V72H166ZM189 71H190V72H189ZM223 71H224V70H223ZM233 71H236V70L234 69ZM237 71H238V70H237ZM261 71H262V70H261ZM96 72H98V71H96ZM165 72H164V73H165ZM214 72H216V71H214ZM226 72L228 73L229 71H226ZM231 72H232V71H231ZM78 73H79V72H78ZM81 73H84V72L81 71ZM99 73H100V71H99ZM164 73L162 72V76H161V75H160L161 73H160V71H159V73H157V74L155 75V76L157 77V80H158L157 82H161V81L163 80V76L165 75ZM188 73H190V75H189ZM218 73H219V72H218ZM220 73H221V72H220ZM222 73H223V72H222ZM234 73H235V72H233V74H234ZM255 73H256V72H255ZM260 73L262 74L263 72H260ZM260 73H259V75L261 76ZM84 74H85V73H84ZM86 74H87V73H86ZM152 74H153V73H152ZM163 74H164V75H163ZM166 74H167V73H166ZM210 74H212V75H210ZM228 74H229V73H228ZM228 74H226V75H228ZM233 74H232V75H233ZM236 74H237V73H236ZM242 74H243V73H242ZM245 74H246V73H245ZM250 74H251V73H250ZM82 75H83V74H82ZM150 75H151V74H150ZM226 75H225V76H226ZM229 75H230V74H229ZM94 76H95V75H94ZM108 76H109V75H108ZM167 76H168V75H167ZM233 76H234V75H233ZM233 76H232V77H233ZM236 76H237V75H236ZM239 76H240V75H239ZM256 76H257V75H256ZM169 77H170V76H169ZM169 77H167V78H169ZM250 77H252V76H250ZM99 78H100V77H99ZM104 78H105V77H104ZM165 78H166V77H165ZM234 78H235V77H234ZM239 78H240V77H239ZM257 78H259V77H257ZM93 79H94V78H93ZM112 79H113V78H112ZM114 79H115V78H114ZM151 79H152V78H151ZM172 79H173V78H172ZM214 79H215V77H214ZM227 79H228V78H227ZM230 79H231V78H230ZM246 79H247V78H246ZM260 79L263 80L261 77H260ZM260 79H259V80H260ZM84 80H85V79H84ZM102 80H103V79H102ZM148 80H149V78H148ZM168 80H169V79H168ZM215 80H216V79H215ZM219 80H220V79H219ZM234 80H235V79H234ZM236 80H237V79H236ZM261 80H260V81H261ZM104 81H105V80H104ZM242 81H243V79H242ZM140 82H141V80H140ZM146 82H147V81H146ZM230 82H231V80H230ZM240 82H241V81H240ZM254 82H255V81H254ZM258 82H259V81H258ZM98 83H99V82H98ZM142 83H144V82H142ZM148 83H149V82H148ZM223 83H224V82H223ZM232 83H233V82H231V84H232ZM236 83L239 84V82H236ZM89 84H90V83H89ZM91 84H92V83H91ZM105 84H106V87H108L109 89H111V88L114 87V83H113L112 80H106ZM166 84H167V82H166ZM176 84H173V86L176 85ZM224 84H225V83H224ZM226 84H227V83H226ZM231 84H229V87H228V88H230V86H232ZM261 84H262V82H261ZM103 85H104V84H103ZM145 85H146V84H145ZM147 85H148V84H147ZM154 85H156V87H160V86H161L160 83H156V82H155ZM219 85H221V84H219ZM219 85H218V86H219ZM227 85H228V84H227ZM233 85L235 86V84H233ZM143 86H144V85H143ZM169 86H170V87H169ZM234 86H232V88H233ZM238 86H239V85H238ZM257 86H258V85H257ZM262 86H263V85H262ZM153 87H154V86H153ZM165 87H166V86H165ZM167 87H166V89H167ZM224 87H225V85H224ZM235 87H236V86H235ZM243 87H244V86H243ZM147 88H148V87H147ZM147 88H146V89H147ZM171 88L173 89V91L171 90ZM236 88H237V87H236ZM241 88H242V87H241ZM244 88H245V87H244ZM160 89H161V88H160ZM163 89H164V87H163ZM215 89L218 90V91H220V92H216ZM222 89H224V88H222ZM226 89H227V88H226ZM257 89H258V88H257ZM239 90H240L239 92H236V90L234 91V89L231 90V91L234 93V94H233V93L231 92V93L234 95V99H236V101H237V100L239 101L240 98H242V97L244 96V91H241V89H239ZM242 90H243V89H242ZM145 91H146V90H145ZM152 91H153V92H152ZM152 91H150V92H152L151 96H152L154 99H157V98L160 97V93H159L160 90H158V88H157L156 90H153V89H152ZM161 91H162V90H161ZM171 91H172V92H171ZM184 91L187 92V94L189 95L188 99H185V98H184L185 100L182 99L183 97L180 98V97L182 96V94H181L180 92H184ZM226 91H227V90H226ZM228 91H229V90H228ZM240 92L243 93V96L241 95L242 93H240ZM166 93H167V92H166ZM246 93H247V92H246ZM250 93H251V92H250ZM115 94H116V92H115ZM147 94H148V92H147ZM180 94H181V95H180ZM116 95H117V94H116ZM121 95H122V94H121ZM233 95H231V96H233ZM245 95H246V94H245ZM247 95H248V94H247ZM247 95H246V96H247ZM231 96H230V97H231ZM235 96H236V97H235ZM246 96H244V98H245ZM114 97H115V96H114ZM117 97H118V96H117ZM119 98H120V97H119ZM162 98H163V97H162ZM159 99L161 100V98H159ZM229 100H230V99H229ZM229 100H228V101H229ZM242 100H243V99H242ZM114 101H115V100H114ZM162 101H163V100H162ZM162 101H161V102H162ZM207 101H206V102H207ZM230 101H231V100H230ZM236 101H235V103H236ZM238 101H237V102H238ZM206 102H205V103H206ZM209 102H208V103H209ZM233 102H234V101H232V103H233ZM151 103H152V102H151ZM205 103L202 104L203 106L200 104V107H201V106H202V107H201V111L199 110L200 112H199V111H198V112H199L200 114H201V112H202V114H205V112L209 111V112L206 113V115H207V114L211 115V114H210L211 112H210V109H209L210 107H206V108H205L204 106H205V105H208V104H205ZM235 103H234V104H235ZM242 103H243V102H242ZM127 104H128V103H127ZM145 105H147V104H145ZM209 105H210V103H209ZM227 105H229V104H226V106H227ZM244 105H245V104H244ZM130 106H131V105H130ZM135 106L137 107V105H135ZM156 106H158L157 108H159V107L162 106V105H161V104H160V105L157 104ZM238 106H239V105H237V107H238ZM252 106H253V105H252ZM133 107H134V106H133ZM136 107H134V108L136 109ZM194 107H195L197 110L199 109V108H198L199 106H197V107L194 106ZM203 107H204V108H203ZM222 107H223V108H222ZM229 107H230V106H229ZM237 107L234 105V106L231 107V109H230V108H227V109H225V110H230V111L233 110L232 112L238 111L237 114H239V113L241 114V112H242V110H243V109L241 110L242 106H241V107H238V108H237ZM248 107H249V106H248ZM120 108H121V107H120ZM157 108H155V109H157ZM195 108H194V109H195ZM207 108H208V109H207ZM221 108H222V109H221ZM126 109H127V108H126ZM194 109H193V108H189L188 110L193 111ZM202 109H203V111H202ZM206 109H207V110H206ZM136 110H137V109H136ZM152 110H153V109H152ZM188 110H187V111H188ZM219 110H221V111H219ZM249 110H250V108H249ZM138 111H140V110H138ZM163 111H161V112H163ZM218 111H219V112H218ZM230 111H229V112H230ZM243 111H244V110H243ZM129 112H130V109H129ZM140 112H141V111H140ZM144 112H145V111H144ZM184 112H186V113H185L186 116L184 115ZM194 112H196V111H194ZM224 112H226V111H224ZM224 112H223V113H224ZM227 112H228V111H227ZM229 112H228V113H229ZM250 112H251V111H250ZM150 113H151V111H150ZM215 113H214V114H215ZM223 113H222V114H223ZM243 113H244V112H243ZM243 113H242V114H243ZM141 114H142V113H141ZM182 114H183V115H182ZM193 114H194V113H193ZM195 114H196V113H195ZM212 114H213V113H212ZM222 114H220V115H222ZM229 114H230V113H229ZM231 114H232V113H231ZM242 114H241V115H242ZM209 115H208V116H209ZM216 115H213L212 117H215ZM224 115H225V113H224ZM224 115H223V116H224ZM133 116H134V115H133ZM167 116H168V117H167ZM184 116H185V117H184ZM208 116H207V117H208ZM226 116H227V115H226ZM164 117H163V118H164ZM181 117H182V119H181ZM205 117H206V116H205ZM207 117H206L205 119H207ZM210 117H211V116H210ZM232 117H233V116H232ZM239 117H241V116H239ZM163 118H162V120H163ZM202 119H203V118H202ZM202 119H201V120H202ZM179 120H180V121H179ZM186 120H187V117H186ZM211 120H212V118H211ZM211 120H210V121H211ZM210 121H207L206 123H210V124H212L211 122H213V120H212L211 122H210ZM164 122H165V121H164ZM156 123H157V121L155 122V124H156ZM180 123H181V122H180ZM180 123H179L178 125H180L181 127H183ZM157 124H158V123H157ZM183 124H184V123H183ZM214 124H215V123H214ZM219 124H220V123H219ZM158 125H160V124H158ZM222 125H223V124H222ZM240 125H241V124H240ZM180 126H178V127H180ZM204 126H205V125H204ZM215 126H216V125H213L214 128H218L217 126H219V125H217L216 127H215ZM224 126H225V124L223 125V127H224ZM156 127L158 128V126H156ZM160 127H161V125L159 126V128H160ZM166 127H167V128H166ZM181 127H180V128H181ZM213 127L211 126L212 130L214 131ZM220 127H221V125H220ZM227 127H228V126H227ZM227 127H226V129H228ZM209 128H210V126H209ZM172 129H173L174 131H173ZM7 130H8V129H7ZM10 130H11V129H10ZM177 130H178V129H176V131H177ZM218 130L220 131L221 129L218 128V129H217V132H218ZM229 130H230V129H229ZM209 131H210V132H213V131H211L210 129H209ZM223 131H225V129H224ZM223 131L221 132V134H220L217 138H214V139H211V138H210V139H207V138H205V142L208 140V142L211 143V146L208 148V150L206 149L205 152H204L203 150H204L206 147L203 148V145H201V144L199 143V144L201 145V149L203 148V150L199 149V144H198V141L196 140L197 143L195 142L194 145H193V147H192V146L189 147V149L191 148V153H190V150H188L187 153H189V155L193 153V155H191V158H192V159H194L193 157H195V156H194L195 154H196V156L198 155V158L200 159V162H204V164H205V162L208 160V158L210 157V155L214 152V149H213V148L220 147V146H217V145H220L219 143H221V142L218 143V141L224 139L225 136H228V135L231 136V137H232V142H233V143H237L236 141H234V140L237 138V135H239V134H237V130L234 131V132H236V134L234 133V135H236L235 138L232 136V133H233V132H232V133H231V132H230V133H227V132H226V133H227V134H226L225 132L223 133ZM231 131H232V130H231ZM166 132H170V131H166ZM166 132H164V133L166 134ZM179 132H180V131H179ZM210 132H209V134H210ZM215 132H216V131H214V133H215ZM228 132H229V131H228ZM5 133H6V132H5ZM9 133H10V132H9ZM19 133H20V132H19ZM25 133H27V132L25 131ZM25 133H22V134H25ZM151 133H152V132H151ZM10 134H11V133H10ZM155 134H156V133H155ZM169 134H171V133H169ZM169 134H168L167 136H169ZM209 134H205V135H202V136H203V137H208ZM6 135H7V134H6ZM25 135H26V134H25ZM157 135H158V134H157ZM206 135H207V136H206ZM165 136H166V135H165ZM170 136H171V135H170ZM172 136H173V135H172ZM193 136L195 137V135H193ZM202 136H199V137H202ZM210 136H211V134H210ZM240 136H241V134H240ZM5 137H7V136H5ZM199 137H198V138H199ZM165 138H166V137H165ZM174 138H175V136H174ZM225 138H226V137H225ZM5 139H6V138H5ZM23 139H24V138H23ZM176 139H178V135H177V138H176ZM176 139H174V140H176ZM199 139H200V138H199ZM29 140L32 141V139H30V138H29ZM229 140H230V139H229ZM236 140H237V139H236ZM239 140H240V139L238 138V142H239ZM201 141H202V138H201ZM226 141H227V140H226ZM230 141H231V140H230ZM242 141H243V140H242ZM0 142H1V141H0ZM3 142H4V144H1V146H2V145L6 146L7 143H10V142L5 143V140H4ZM27 142H29V141L27 140ZM32 142H33V141H32ZM191 142L193 143L194 141H191ZM30 143H31V142H30ZM33 143L35 144V142H33ZM33 143H32V144H33ZM37 143H38V142H37ZM203 143H204V138H203ZM10 144H11V143H10ZM22 144H24V143H22ZM25 144H26V143H25ZM32 144H30V149H29V150H27L28 148H26V150L23 149V151L25 150V151H29V152L31 151V152H32V150H31V147H32L31 145H32ZM204 144H205V143H204ZM47 145H48V143H47ZM49 145H50V144H49ZM221 145H222V144H221ZM224 145H226V143H225ZM235 145H236V144H235ZM238 145H239V143H238ZM28 146H29V144H28ZM39 146H40V145H39ZM179 146H180V144H179ZM25 147H26V145H25ZM35 147H36V145H35ZM42 147H44V146H42ZM42 147H41V148H42ZM49 147H50V146H49ZM180 147H182V146H180ZM2 148H3V146H2ZM4 148H6V147H4ZM13 148H14V147H13ZM22 148H23V146H22ZM36 148H37V147H36ZM36 148H35V149H36ZM52 148H53V147H52ZM32 149H34V147H32ZM35 149H34V150H35ZM38 149H40V147H38ZM56 149H57V147H56ZM180 149H181V148H180ZM182 149H184V148H182ZM222 149H223V146H222V148L220 147V150H222ZM3 150H4V149H3ZM3 150H2L1 147H0V153H1V154L4 153V154L6 155L5 157H7L9 154H6L5 152H8V153H9V152L11 151L10 148H9L10 151H8L7 149H5V150H4L5 152H4ZM6 150H7V151H6ZM18 150H19V149H18ZM20 150H21V149H20ZM34 150H33V151H34ZM40 150H42V149H40ZM48 150H49V149H48ZM200 150H201V151H200ZM1 151H2V152H1ZM43 151H44V150H43ZM184 151L186 152V149H185ZM202 151H203V152H202ZM222 151H223V150H222ZM253 151H255V150H253ZM40 152H41V151H40ZM44 152H45V151H44ZM58 152H59V151H58ZM201 152H202V153H201ZM215 152H216V151H215ZM215 152H214V154H215ZM217 152L219 153V150H218ZM220 152H221V151H220ZM234 152H235V150H234ZM248 152H249V151H248ZM15 153H16V150H15ZM49 153H51V152H49ZM187 153H186V154H187ZM197 153H198V154H197ZM199 153H200V155H199ZM218 153H216V154H218ZM232 153H233V152H232ZM251 153H252V152H251ZM1 154H0V155H1ZM10 154H12V151H11ZM19 154H21V153H19ZM19 154H17V153H16L15 155L12 154L13 156H17L16 158H13L12 155H10V156H11L13 159H15V160L17 159V163H18V162H20V161L22 162V160H24V159H21V160L18 161L19 156H20ZM28 154H30V153H28ZM28 154H27V157L30 158V159H27L26 157H25V159H27V160L30 161L33 157H29ZM214 154H213V155H214ZM255 154H256V153H255ZM213 155H211V157H213ZM234 155H235V154H234ZM248 155H249V154H248ZM3 156H4V155H1L0 159H1L2 161L4 160V162L6 161V163L9 164V162H10V158L5 159V157H3ZM23 156H26V155L24 154ZM36 156H37V155H36ZM36 156H35V157H36ZM223 156H224V155H223ZM237 156H238V155H237ZM237 156H234L236 159H235V158L233 159V162H234V163H230V166H232L231 164H233V167L235 166L234 168H237V171H236V172H237V173L239 172V174H238L239 177H240V174H241V175L245 174V175L247 176V175H248V171H249V169H250V168H249V167H250V166H249L250 164L245 165V164L240 163L239 159L237 160V158H238ZM2 157H3V159H2ZM20 157H21V156H20ZM35 157H34V158H35ZM39 157H40V156H39ZM50 157H51V156H50ZM53 157H54V155H53ZM53 157H52V158H53ZM189 157H190V156H189ZM189 157H188V158H189ZM247 157H248V156H247ZM36 158H37V157H36ZM52 158H51V159L49 158L50 162H51ZM191 158H190V160H192ZM213 158H215V155H214ZM213 158H212V159H213ZM222 158H223V157H222ZM37 159H38V158H37ZM245 159H247V158L245 157ZM250 159H252V158H250ZM250 159H248V160L250 161ZM1 160H0V161H1ZM15 160H14V161H15ZM47 160H48V159H47ZM57 160H58V158H56V161H57ZM195 160L197 161L198 159H195ZM195 160H194V161H195ZM219 160H220V159H219ZM219 160H218V161H219ZM243 160H244V159H243ZM31 161H32V164H33V160H31ZM31 161H30V162H31ZM72 161H73V160H72ZM196 161L194 162L195 164H196ZM15 162H16V161H15ZM50 162H48V163L50 164ZM52 162H53V161H52ZM192 162H193V160H192ZM219 162H220V161H219ZM246 162H247V160H246ZM250 162H253V161H250ZM35 163H37V162H35ZM38 163H39V162H38ZM197 163L199 164V161H198ZM243 163H245V160H244ZM20 164H21V163H20ZM253 164H254V163H253ZM24 165H25V164H23V168H24V169H27V168H28V167H27L28 165H25V166H24ZM36 165H37V164H36ZM38 165H39V164H38ZM202 165H203V164H202ZM217 165H218V164H217ZM217 165L214 166V167H215V170H217V169H216V166H217ZM47 166H48V165H47ZM49 166H50V165H49ZM70 166H71V165H70ZM198 166H201V165H198ZM203 166H204V165H203ZM211 166H213V164H211ZM225 166H226V165H224V167H225ZM257 166H258V165H256V167H257ZM36 167H37V166H36ZM39 167H40V166H39ZM45 167H46V166H45ZM53 167H54V166H53ZM207 167H208V166H207ZM207 167H204V168H206V170H207ZM209 167H210V166H209ZM217 167L220 168V167H221V164H220V167H219V166H217ZM233 167H229V168H231V170H232ZM258 167H259V166H258ZM8 168H9V170L11 171V169H10L11 166H10V167H7V171H8V172H7L6 177L9 176L8 173H10L11 176H12V174H14L13 176L17 175L18 170H15V171L13 170L12 172H10V171L8 170ZM212 168H213V167H212ZM221 168H222V167H221ZM229 168H227V169H228V170H227L228 173H229V171H231V170H229ZM234 168H233V169H234ZM246 168H247V170H246ZM248 168H249V169H248ZM253 168H254V167H253ZM262 168H263V167H262ZM262 168H261V169H262ZM33 169H34V168H33ZM33 169L30 170L31 173H32V170H33ZM35 169H36V168H35ZM40 169L42 170L43 168H42V167L38 168V171H39ZM238 169H239V170H238ZM261 169H260V170H261ZM46 170H47V169H46ZM53 170H55V169H53ZM57 170H58V169H57ZM219 170H220V169H219ZM223 170H226V168H224ZM251 170H252V167H251ZM251 170H250V171H251ZM260 170H259V171H260ZM4 171L6 172V168H5V167H4ZM20 171H21V170H20ZM34 171H35V170H34ZM70 171H71V169H70ZM200 171H201V170H200ZM210 171L214 172L213 169L210 170ZM259 171L254 169V172H251V173L253 174V175H252L253 178H252V179L250 178V179H251L250 181H248V180H249L248 178H249V177H252L251 174L248 175V176H249L248 178H247L246 176L243 175V176L245 177V180L247 179V181L251 183V185H252V187H253V188H252V187H251V188H252V189L255 188L254 191L260 189V186H259V185H262V184H263L261 180H263V182H264V173H263L262 171H261V172H259ZM21 172H22V173H20V174L23 175V171H21ZM28 172H29V170H28ZM41 172H42V171H41ZM54 172H57V171H54ZM207 172L209 173V171H207ZM31 173H30V174H31ZM42 173H44V171H43ZM52 173H53V171H52ZM4 174H5V173H4ZM20 174L18 173L19 178H20V176H21ZM34 174H35V176H36V172H34ZM34 174H33V177H34V178H36V177L39 176V175H38V176L35 177ZM27 175H28L27 173H26V175H25V173H24L25 178H27V177H28V178H31V175H30V177L27 176ZM42 175H45V173L42 174ZM42 175H41V176H42ZM217 175L219 176L218 173H217ZM24 176H22V178H23V181H22L23 183H22V184H19V182L21 183V181H19V182L17 181V182H18L17 184H16V181H14V183H13V181H12V183L10 182V183L13 184V185H14V184L18 185V186H15V187L17 188V189L15 188V190H14V191H15V194H16V193H20L19 191H22L21 188H19V187H20L19 185H21V187H22V185H23V188H22V189L25 190L24 186L27 184L28 178L25 179V180H27V181H25V180H24ZM77 176H78V174H77ZM15 177H16V176H15ZM43 177H45V176H43ZM215 177H216V176H215ZM239 177H237L238 180L240 179ZM241 177H242V176H241ZM254 177H255V178H254ZM261 177H262L263 179H261ZM10 178H11V177H10ZM10 178H9V179H10ZM12 178H13V177H12ZM12 178H11V180L15 179V178H13V179H12ZM40 178H41V177H40ZM40 178H39V179H40ZM209 178H211V174H210V177H209ZM235 178H236V176H235ZM9 179H8V180H9ZM79 179H80V178H79ZM215 179H217V178H215ZM241 179H244V178L242 177ZM241 179H240V180H241ZM259 179H260V180H259ZM30 180H31V179H29V181H30ZM40 180H41V179H40ZM40 180H37V182L40 181ZM238 180H237V181H238ZM49 181H50V180H49ZM54 181H55V180H54ZM78 181H79V180H78ZM242 181H243V180H242ZM242 181H241V183H242ZM24 182H26V183L24 184ZM52 182H53V181H52ZM56 183H57V181H56ZM56 183H53V184H55L56 186H58ZM32 184H34V183H32ZM58 184H59V183H58ZM61 184H62V183H61ZM68 184H69V183H68ZM81 184H82V183H81ZM243 184H244V183H243ZM246 184H247V183H246ZM35 185H36V184H34V186H35ZM55 185H54V186H55ZM62 185H63V184H62ZM69 185H70V184H69ZM69 185H66V186L64 185L65 187H62V188H64V189H62V190H64V191H62V195H63V196H64L63 193H65V194L67 195L68 191H69V192H70V191H73V189L66 188L67 186H68V187H71V186H69ZM77 185H78V184H77ZM244 185H245V184H244ZM248 185H249V183L247 184V186H248ZM263 185H264V184H263ZM263 185H262V186H263ZM258 186H259V189H256ZM25 187H26V186H25ZM40 187H41V185H40ZM51 187H52V185H51ZM58 187H59V186H58ZM1 188H2V187H1ZM28 188H29V187H28ZM36 188H37V187H36ZM59 188H60V187H59ZM65 188L67 189V193L65 192V191H66ZM262 188H263V187H262ZM262 188H261V189H262ZM19 189H20V190H19ZM26 189H27V188H26ZM32 189H33V188H32ZM37 189H38V188H37ZM249 189H250V188H249ZM252 189H251V190H252ZM17 190H19V191H17ZM28 190H29V189H28ZM35 190H36V189H35ZM45 190H46V189H45ZM55 190L57 191V194H58V193H61V188H60V189H55ZM58 190H59V191H58ZM83 190H84V189H83ZM262 190H263V189H262ZM25 191L27 192V190H25ZM31 191H32V190H31ZM33 191H34V190H33ZM38 191H39V190H38ZM56 191H55V192H56ZM252 191H253V190H252ZM252 191H250V192H252ZM1 192H2V191H1ZM1 192H0V195L2 196V194H3L4 192H3L2 194H1ZM34 192H35V191H34ZM53 192H54V191H53ZM38 193H39V192H38ZM73 193H74V192H72V193L70 192L69 195L65 196V199H66V198H67V199L69 198V199H72V201L77 200V199H74V200H73V197H74V198L76 197V196L73 195ZM80 193H82V192L80 191ZM15 194H14L12 197H10L9 202L12 200V203H16V202H17L19 205H21L20 202H18V200H19V201L22 200L21 198H23V197L20 198V196L18 195L19 198H20V199H18V197H17ZM36 194H37V193H36ZM36 194H35V195H36ZM55 194H56V193H54L53 196H54ZM57 194H56V195H57ZM9 195H10V194H9ZM29 195H30V194H29ZM32 195H33V193H32ZM35 195H34V196H35ZM56 195H55V197H56ZM76 195H78V194H76ZM15 196H16V197H15ZM21 196H22V195H21ZM23 196H24V195H23ZM34 196H33V197H34ZM57 196H58V195H57ZM60 196H61V195H60ZM63 196H61V197H63ZM68 196H70V197H68ZM8 197H9V196H8ZM55 197H54V198H55ZM77 197H78V196H77ZM3 198H4V196L0 197L1 203H2V201L4 200ZM11 198H12V199H11ZM35 198H36V197H35ZM50 198H51V196H50ZM59 198H60V197H59ZM59 198L56 197V198H55V201H56L57 199H58V201H59ZM2 199H3V200H2ZM32 199L34 200V198H32ZM32 199H31V200H32ZM60 199H62V200H60L61 202L64 201V197H63V198H60ZM69 199H68V200H69ZM5 200H8V199H6V196H5ZM33 200H32V201H33ZM68 200H67V201H68ZM32 201H31V202H32ZM60 201H59L58 204L61 203ZM21 202H22V201H21ZM52 202H53V201H52ZM64 202H66V201H64ZM64 202L62 203V206H63L64 204H67V203H64ZM17 203H16V204H17ZM53 203H54V202H53ZM68 203H69V201H68ZM4 204H5V203H4ZM16 204L14 205V209H15V210H13V211L11 212V214L9 213V214L11 215L10 218L8 217L9 219H8V218H5V219H4V220H6L7 222H6L5 224L0 222V247L2 248V251H1V252H3V250H5L4 247L6 248V246H8V245L10 244L9 242H11V243L14 242V241H10V239L13 238V237H11V236L9 235V236H10V239H9L8 234H13L14 237H15V234H17V233H16V229H17V228H16V226L13 225V224H14V223H13L14 221H12V217H15V216L17 217V216H19V214L17 215V213H21L20 210H21L23 207H21L20 210H19V212H18L17 209H16V206H19V205H16ZM56 204H57V202H56ZM56 204H55V205H56ZM2 206H4V205L1 204L0 207H2ZM64 206H65V205H64ZM11 207H12V206H11ZM65 207H67V205H66ZM85 207H86V206H85ZM4 208H5V206H4ZM8 208H9V207H8ZM17 208H18V207H17ZM62 208H63V207H62ZM1 209H3V207H2ZM1 209H0V217L2 218V216L4 215L3 213H4L5 211H4V209H3L4 212H2ZM65 209H66V208H65ZM83 209H85V208H83ZM24 210H25V209H23V211H22V213H23L22 215H23V216L25 215L24 213L26 212V211L24 212ZM85 210H86V209H85ZM85 210H84V211H85ZM6 211H7V209H6ZM8 211H9V209H8ZM16 211H17V212H16ZM29 211H30V210H29ZM53 211H54V213H56L55 210H53ZM53 211H52V212H53ZM56 211H58V210H56ZM106 212H107V211H106ZM5 213H6V212H5ZM27 213H28V212H27ZM27 213H26V214H27ZM50 213H51V212H50ZM54 213H53V214H54ZM73 213H74V212H73ZM2 214H3V215H2ZM31 214H32V212H31ZM92 214H93V213H92ZM1 215H2V216H1ZM5 216H6V215H5ZM27 216H28V215H25V217H27ZM84 216H85V215H84ZM86 216H87V215H86ZM89 216H90V215H89ZM96 216H97V215H96ZM3 217H4V216H3ZM20 217H21V216H20ZM79 217H80V218H83V217H82V214H80ZM91 217H92V216H91ZM93 217H94V216H93ZM100 217H102V216H100ZM100 217H98V218H100ZM104 217H105V216H104ZM22 218H24V217H22ZM80 218H79V219H80ZM106 218H108V216H106ZM7 219H8V220H7ZM24 219H25V218H24ZM89 219H90V218H89ZM100 219H101V218H100ZM4 220H3V221H4ZM25 220H29V219L27 218V219H25ZM82 220H83V219H82ZM113 220H114V219H113ZM79 221H80V220H79ZM91 221H93V220L91 219ZM99 221H100V220H99ZM110 221H112V219H111ZM4 222H5V221H4ZM56 222H57V221H56ZM86 222H88V220H86ZM97 222H98V221H97ZM108 222H109V221H108ZM75 223H76V222H75ZM77 223H78V222H77ZM80 223H81V222H80ZM82 223H83V222H82ZM98 223H99V222H98ZM113 223H114V222H113ZM3 224H4V225H3ZM16 224H17V223H16ZM104 224H105V223H104ZM11 225H12V226H11ZM74 225H75V224H74ZM74 225H72V226H74ZM76 225H79V224H76ZM86 225H87V224H86ZM101 225H102V224H101ZM13 226H14V227H13ZM21 226H22V224H21ZM79 226H80V225H79ZM79 226H75V229H74V227H73L72 229H73V230H76V229L82 227V225H81L80 227H79ZM91 226H93V225H91ZM96 226H97V227H96ZM96 226H95V227H96V229H97V228L100 226V224H99V226H98V225H96ZM103 226H105V225H103ZM115 226H116V225H115ZM28 227H29V226H28ZM76 227H78V228H76ZM85 228L87 229V226H86ZM92 228H94V226H93ZM23 229H24V228H23ZM23 229H22V230H23ZM26 229H27V228H26ZM65 229H66V228H65ZM80 229H83V228H80ZM80 229H79V231L82 233V234L80 233V236H82V235H83V232H82V230H80ZM27 230H28V229H27ZM90 230H91V231H90ZM94 230H95V228H94ZM28 231H29V230H28ZM69 231H70V229H69ZM79 231H78V232H79ZM88 231H90L91 234L93 233L91 227L89 228ZM24 232H25V231H24ZM75 232H77V230H76ZM75 232H74V233H75ZM85 232H86V234L88 233L87 231H84V233H85ZM94 232H95V234H93V235L90 236V237L95 238V239H98V238H96V236L99 235V234L96 235V232H98V231L95 230ZM6 233H7V234H6ZM68 233H69V232H68ZM90 233H88V236L91 235ZM99 233H100V232H99ZM5 234L8 236V238H6V236H5V238H4V235H5ZM69 234H71V233H69ZM78 234H79V233H78ZM78 234H76V235L78 236ZM86 234H85V235H86ZM67 235H68V234H67ZM77 236H75L76 238L74 237V239H73V238H72V239L70 238V239H71V240H75V239H76V241L80 240L81 237L79 236V239H77V238H78ZM83 236H84V235H83ZM83 236H82V239H83L84 237H86V236H84V237H83ZM16 237H17V236H16ZM16 237H15V238H16ZM92 238H91V239H92ZM99 238H100V237H99ZM13 239H14V238H13ZM16 239H17V238H16ZM89 239H90V238H89ZM95 239H94V240H95ZM11 240H12V239H11ZM92 240H93V239H92ZM100 240H101V238H100ZM46 241H47V240H46ZM16 242H17V241H16ZM73 242H74V241H73ZM73 242H72V243H73ZM80 242H82V240H80ZM80 242L78 241V243H77V242H76V243H77V244H80ZM97 242H98V240H97ZM67 243H68V242H67ZM83 243H84V242H83ZM14 244H15V243H14ZM14 244L12 243V246H11V244H10V246H9V247H11V248H10L11 250L13 249V251H14V248H13ZM69 244H70V243H69ZM81 244H82V243H81ZM84 244H85V243H84ZM74 246H76V245H74ZM9 247H8V248H9ZM66 247H67V246H66ZM71 247H72V246H70V251H71ZM15 248H16V247H15ZM67 248H68V247H67ZM73 248H74V247H73ZM6 249H7V248H6ZM45 249H46V247H45ZM8 250H9V249H8ZM8 250H7V251H8ZM11 250L8 251V252H11ZM43 250H44V249H43ZM65 250H66V249H65ZM68 250H69V248H68ZM7 251H5V253H3V255H2L3 258H4V254H6ZM13 251H12V252H13ZM46 251L48 252V249H46ZM12 252H11V253H12ZM42 252H43V251H41V254H42ZM128 252H131V250H130V251H129V250L127 251V256H128ZM11 253H8V256H10L9 254H11ZM44 253H45V250H44ZM44 253H43V254H44ZM48 253H49V252H48ZM69 253H70V252H69ZM69 253H68V254H69ZM16 254H17V251L15 250V254H14V255H16ZM18 254H19V253H18ZM43 254H42V255H43ZM46 254H47V253H46ZM46 254H45V255H46ZM49 254L51 255V253H49ZM116 254H117V253H116ZM123 254H124V253H123ZM133 254H134V253L131 252V253H130V256L134 257ZM11 255H13V253H12ZM14 255H13V256H14ZM37 255L40 256V254H37ZM47 255H48V254H47ZM47 255H46V256H47ZM121 255H122V254H121ZM125 255H126V253H125ZM6 256H7V254H6ZM8 256L5 257L4 260H3V258H1V259L3 260V261H1L3 264H10V263H7V261H6V260H8V259L11 257V256H10V257H8ZM16 256H17V255H16ZM16 256H15V257H16ZM39 256H38V257L35 256V258H36V257L38 258V259H35V258H34V259L36 260V262H37V260H39L40 258L44 257V255L41 256L40 258H39ZM46 256H45V257H46ZM48 256H49V255H48ZM52 256H53V255H52ZM130 256H128V257H130ZM17 257H18V256H17ZM45 257H44V259L42 258L43 260L41 259V260H39V261H43V262H44V260L48 259V257H46V258H45ZM114 257H116V255H115ZM114 257H113V258L111 257V259H112V260L115 259ZM121 257H122V256H121ZM125 257H126V256H125ZM132 257H131V258H132ZM139 257H140V256H139ZM161 257H162V256H161ZM18 258H19V257H18ZM51 258H53V257H51ZM163 258H164V257H163ZM12 259H14V258H12ZM12 259H11V260L9 259L8 262H9V261L12 262V261H13ZM19 259H20V258H19ZM121 259H122V258H121ZM121 259H120V260H121ZM127 259H128V261H127ZM132 259H133V258H132ZM129 260H130L129 258H126V260H124L123 262H124V263L126 262L125 264H130L131 261H129ZM134 260H135V259H134ZM16 261H18L17 258H16ZM39 261H38V262H39ZM46 261H47V260H46ZM48 261H49V260H48ZM48 261H47V262H48ZM135 261H136V260H135ZM13 262H15V261H13ZM13 262H12V263H13ZM111 262H112V261H111ZM111 262H110V263H111ZM113 262H114V261H113ZM113 262H112L111 264H114ZM119 262H120V261H119ZM127 262H128V263H127ZM12 263H11V264H12ZM49 263H50V262H49ZM155 263H156V262H155ZM157 263H158V261H157ZM157 263H156V264H157ZM161 263H162V262H161ZM16 264H17V262H16ZM37 264H38V263H37ZM39 264H40V263H39ZM46 264H48V263H46ZM50 264H52V263H50ZM108 264H109V263H108ZM115 264H116V263H115Z\"/></svg>","mask_w":264,"mask_h":264}]
</instances>
